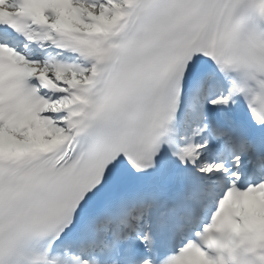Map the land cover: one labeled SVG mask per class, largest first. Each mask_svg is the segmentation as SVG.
Segmentation results:
<instances>
[{
  "label": "snow or ice",
  "instance_id": "snow-or-ice-1",
  "mask_svg": "<svg viewBox=\"0 0 264 264\" xmlns=\"http://www.w3.org/2000/svg\"><path fill=\"white\" fill-rule=\"evenodd\" d=\"M0 264H264V0H0Z\"/></svg>",
  "mask_w": 264,
  "mask_h": 264
}]
</instances>
